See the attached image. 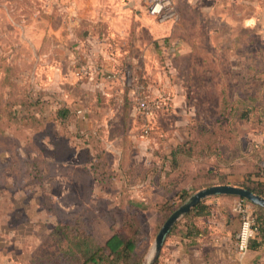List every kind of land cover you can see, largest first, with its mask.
I'll return each instance as SVG.
<instances>
[{"label": "rangeland", "instance_id": "rangeland-1", "mask_svg": "<svg viewBox=\"0 0 264 264\" xmlns=\"http://www.w3.org/2000/svg\"><path fill=\"white\" fill-rule=\"evenodd\" d=\"M81 1L83 6L89 5V0ZM99 1L101 5L106 0ZM62 2L67 1L0 0V217L2 220L10 219L16 227L20 238L16 245L19 258L28 257L29 263L31 256L35 258L47 250H54L51 234L58 224L73 225L75 221H80L82 229L93 232L95 225L99 226L101 220H120L125 213L135 211V215H139L140 232L144 236L139 242V250L144 254L149 249L145 236L151 232L154 236L159 228L150 224L154 220V211L150 209V203L144 202L147 197L144 196L143 201L136 192L120 193L117 183L105 188L99 187L88 166L77 160L80 148L73 141L70 148L64 145L61 127L57 123L43 127L40 122H36L37 124L29 127L25 126L22 119L11 116L9 111L16 112L15 108L19 105L21 111H24L22 101L26 95L40 97L43 92L65 95L60 90L62 81L54 77L53 70L55 72L56 69L51 64L52 60L47 64L45 56L47 52L50 57L64 55V49L59 53L56 45L59 23L62 21L58 17L59 11L64 7ZM228 5L230 8L234 7L233 4ZM185 12L186 7L182 4L175 7L177 15ZM88 23L87 19L86 23L80 25L88 31ZM205 23L206 28L213 26L212 23L209 25L210 21ZM100 24L99 22V27L94 25L92 28L103 32ZM183 29L176 38L179 37L189 45L190 56L185 48L181 50L177 46L173 49L176 42L173 37L171 43L169 40L165 41L162 53L155 55L152 52L156 57L155 64L152 63L154 58L148 57L149 63L143 69L139 64L142 58L139 57L135 70L122 63L120 72L122 76H140L141 79L134 80L127 77L126 85L131 88L135 83L142 85L150 95L154 85L153 76L159 71L161 76L159 81L156 79L155 88H183L187 91L190 109L171 111V103L164 101L162 110L152 120L148 134L142 133L143 121L138 116L135 122L128 121V132H133L134 135L138 130L142 138L159 137L163 140L177 134L181 136L185 126L189 137L192 134L190 125L209 127L219 119H225L222 114L224 116L226 112H233L235 108L234 114L227 117L232 121L231 126L239 144L231 149L221 146L224 157L235 158L234 168L226 167L224 170L232 171V174L241 172L243 175L248 170H259L264 159V72L253 76V80L250 76L235 73L234 50L228 46V39L224 38L225 47L219 50L215 42L217 48L210 46L209 34L203 32L205 28L202 31L200 27L187 24ZM70 30L69 27L63 29L67 35L63 34L62 42L66 46V37H71ZM169 44L173 48L169 49ZM195 45L203 48L195 50ZM133 53L139 54L136 50ZM212 57L216 58V64H212ZM79 60H84V56L81 55ZM71 63L70 66L74 65ZM61 67L60 65V69ZM255 107H258L257 115ZM240 113L241 117L238 116ZM37 116L51 120L44 110ZM28 136L38 138L37 143L27 146L25 138ZM48 138L64 146L62 157L53 158L50 153L42 152L40 141H47ZM166 147L151 152L161 159L168 152ZM196 163L191 165V170L195 173L202 168V163ZM212 164L214 161L210 163ZM263 173L261 172L260 177L257 176L262 182ZM138 201L144 203V206L138 205ZM60 247L68 248L66 239L61 240Z\"/></svg>", "mask_w": 264, "mask_h": 264}, {"label": "crops", "instance_id": "crops-1", "mask_svg": "<svg viewBox=\"0 0 264 264\" xmlns=\"http://www.w3.org/2000/svg\"><path fill=\"white\" fill-rule=\"evenodd\" d=\"M65 1L67 2H62L64 7L59 11L58 17L62 18V21L59 23V38L56 44L59 53L64 49V55L50 57L48 52L45 54L47 64L52 60L51 64L56 69L55 72L53 70L54 77L62 81L60 90L65 95L55 94L68 102L76 101L82 114L81 124L85 129L93 126V122L85 115L87 112L101 114L103 144L114 161L122 156L128 163L148 164L154 161L159 164L161 159L154 154V150L166 146L169 150L170 147L187 139L188 128L185 126L182 128L181 136L177 134L163 140L159 137L142 138L138 130L134 135L133 132L126 130L124 139L123 130L127 128L128 121L135 122L137 117L133 88L126 85L125 79L130 77L134 80L138 76L124 74L122 76L120 72L122 63L135 70L139 57L142 58L139 64L144 67L143 69L149 63L148 57L152 56L154 58L152 63L155 64V55L162 53L165 41L169 40L171 43L173 37L176 38L177 34L184 30L185 25L200 27L201 30L205 28L202 31L209 34L208 39L212 48H217L215 42L219 50H223L224 38L228 39L230 42L228 46L234 50L235 73L250 76L253 80V76L264 72V0H173L175 7L178 8V4L186 7V15L182 13L176 15V18L167 19L149 15L145 0H106L101 5L99 0H89V5L86 6L82 5L81 0ZM228 4H233L234 7L230 8ZM205 5L210 7H204ZM87 19L88 31L81 27ZM206 21H210L209 25L212 23L213 26L206 28ZM99 22L103 32L92 28L94 25L99 27ZM67 26L71 28V37H66L68 46L62 42L63 34L67 35L63 29L68 28ZM172 46L169 44L168 48L171 49ZM177 46L181 50L185 48L186 52L189 51L190 56L189 45L179 37L176 38L173 49ZM201 48L195 45L193 49ZM135 50L139 52L138 55L133 53ZM152 52L155 55H152ZM81 55L85 60L101 66L103 71H91L86 76H80L76 61ZM216 61V58H211L212 64H216ZM71 62L74 65L70 66ZM59 64L62 66L61 69ZM156 74L153 76V91L149 96L161 100L162 104L169 101L171 111L190 109L187 104V91L183 88L176 89L175 86L164 90L160 86L155 88V81L161 76L159 71ZM144 90L147 91V88L144 87ZM257 113L258 107H255V115ZM156 114L157 112L153 120ZM97 122L98 120L95 124ZM119 129L122 130L120 135L117 134ZM152 150L154 152H151ZM230 178L228 184L234 185L236 180V182L242 180V174L237 173ZM132 191L142 200L146 196L147 200L143 201L147 204H152L153 196L157 192L148 182L132 185L128 193ZM238 199L232 195H215L201 200L200 202L213 207L209 215L190 217L189 227H186L185 216L193 208L184 214L173 226L174 230L171 232L172 228L166 235L153 264H264V232L258 237L257 245L244 254H238L235 250L239 228V218L235 209ZM143 204L138 201V205ZM253 206L256 205L252 204ZM259 208L264 213V208ZM2 219L0 217V264H29L28 257L19 258V249L16 245L20 238L16 227L10 219ZM154 222L150 221V224L154 225ZM153 238L152 232L145 236L149 247ZM147 251L148 249L144 251L141 260Z\"/></svg>", "mask_w": 264, "mask_h": 264}, {"label": "trees", "instance_id": "trees-1", "mask_svg": "<svg viewBox=\"0 0 264 264\" xmlns=\"http://www.w3.org/2000/svg\"><path fill=\"white\" fill-rule=\"evenodd\" d=\"M137 78L141 79L140 76ZM22 103L25 110L21 111L19 105L15 108L16 112L9 110L11 116L22 119L25 126L29 127L37 124L36 122H40L39 124L43 127L57 123L61 127L60 133L64 145L70 148L73 141L80 148L81 152L77 160L88 166L94 182L99 187L105 188L117 183L116 186L118 188L120 186L118 190L120 193H128L134 184L148 182L154 186L157 192L149 207L154 211V226L156 227H159L184 197L192 191L209 185L228 184L230 176L234 175L232 171L224 169L234 168L235 158L224 157L221 146L231 149L239 144L231 126L232 121L227 117V115L234 114L235 108L233 112H226L224 116L222 114L225 119L221 118L209 127L198 124L190 125L192 134L184 142L170 147L168 152L162 155L159 164L154 161L145 164L128 163L122 156L114 161L111 153L103 144L101 114L87 112L85 115L93 122V126L83 128L81 110L75 100L68 102L58 98L55 93L43 92L40 97L26 95ZM9 106L11 109V104ZM43 110L48 113L51 120L40 119L37 116ZM238 116L241 117L242 113ZM96 120L98 122L95 124ZM126 130L127 128L123 130L124 139ZM121 133L122 130L119 129L117 134ZM37 139L28 136L25 138V143L27 146H33L37 143ZM0 145L2 147V144ZM39 145L42 152L50 153L53 158L62 157L61 152L64 151V146L61 143H55L54 140L48 138L47 141H40ZM213 161L214 164L210 165ZM195 162L196 164L202 163L201 171L197 170L196 173L191 170V165ZM248 171L242 174L241 181L233 184L264 196V182L257 177H260L264 170L260 168L257 171ZM212 208L210 204L199 202L186 214L185 226L189 227L190 217L207 216ZM260 210L262 209L253 206L256 231L249 241L248 249L257 245L258 237L264 232V213ZM136 214L137 216L135 211L127 212L120 220L103 219L99 226L94 224L93 232L82 229L80 221H75L73 225L58 224L51 234L54 250L51 252L47 250L37 255L35 262L34 256H31L29 264H139L143 256V251L139 250V242L144 236L140 232L139 215ZM173 230L174 228L171 232ZM63 239L67 240V249L60 247Z\"/></svg>", "mask_w": 264, "mask_h": 264}, {"label": "built area", "instance_id": "built-area-1", "mask_svg": "<svg viewBox=\"0 0 264 264\" xmlns=\"http://www.w3.org/2000/svg\"><path fill=\"white\" fill-rule=\"evenodd\" d=\"M146 11L149 15L158 19L176 18L175 4L173 0H145ZM81 61V62H80ZM77 72L80 76H86L91 71L101 72L102 67L89 60L76 61ZM134 104L135 113L143 121L142 133L148 134L152 127L153 116L162 110L163 104L157 98H151L142 85L134 84ZM264 170V159L261 164ZM239 218V228L235 241V250L238 254H244L248 250L249 241L254 236L256 228L254 226L253 207L250 202L239 198L235 206Z\"/></svg>", "mask_w": 264, "mask_h": 264}, {"label": "water", "instance_id": "water-1", "mask_svg": "<svg viewBox=\"0 0 264 264\" xmlns=\"http://www.w3.org/2000/svg\"><path fill=\"white\" fill-rule=\"evenodd\" d=\"M215 195L236 196L247 200L253 205L264 208V196L254 193L247 188L231 184H218L202 187L185 197L161 223L154 235L151 246L139 264H153L160 253L166 235L170 232L176 222L201 200Z\"/></svg>", "mask_w": 264, "mask_h": 264}]
</instances>
